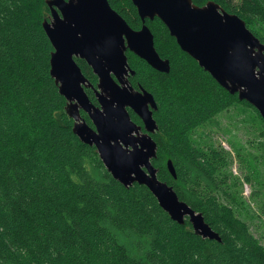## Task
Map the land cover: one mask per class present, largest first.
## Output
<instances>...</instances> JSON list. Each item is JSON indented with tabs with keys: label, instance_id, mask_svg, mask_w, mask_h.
<instances>
[{
	"label": "trees",
	"instance_id": "1",
	"mask_svg": "<svg viewBox=\"0 0 264 264\" xmlns=\"http://www.w3.org/2000/svg\"><path fill=\"white\" fill-rule=\"evenodd\" d=\"M207 1L241 17L264 44V0H192ZM108 2L132 28L141 26L131 0ZM48 14L45 0H0V264H264V244L231 194L227 152L193 141L197 128L235 102L253 108L264 123L257 109L181 50L159 18L145 19L170 64L160 72L126 52L132 84L151 92L157 105L152 163L221 241L202 238L187 218L173 221L145 185L115 180L95 146L73 133L49 72L53 48L42 26ZM76 62L95 83L89 66ZM86 93L93 99L90 89ZM131 118L141 123L134 113Z\"/></svg>",
	"mask_w": 264,
	"mask_h": 264
},
{
	"label": "water",
	"instance_id": "2",
	"mask_svg": "<svg viewBox=\"0 0 264 264\" xmlns=\"http://www.w3.org/2000/svg\"><path fill=\"white\" fill-rule=\"evenodd\" d=\"M142 24L132 28L108 0H45L49 8L43 29L51 43L50 76L65 98V112L73 119L72 131L81 142L95 146L106 170L125 187L145 185L159 206L179 224L187 218L195 234L221 238L195 211L179 199L173 187L157 176L152 159L157 144L151 92L135 89L127 76L134 74L127 59L131 51L153 69L168 72L169 59L162 58L145 19L157 17L175 38L181 50L230 94H237L257 109L264 119V44L247 28L245 21L214 1L196 5L192 0H131ZM74 57L91 67L98 77L99 107L84 91L91 86ZM87 112L94 129L80 118ZM130 108L142 121L130 117ZM168 171L176 177L170 159Z\"/></svg>",
	"mask_w": 264,
	"mask_h": 264
},
{
	"label": "rangeland",
	"instance_id": "3",
	"mask_svg": "<svg viewBox=\"0 0 264 264\" xmlns=\"http://www.w3.org/2000/svg\"><path fill=\"white\" fill-rule=\"evenodd\" d=\"M193 141L200 148L212 145L227 152L231 194L244 206L240 217L245 219L247 214L251 217L250 230L264 244V221L260 218L264 206V156L261 151L264 149V123L259 115L253 108L235 102L197 128ZM234 211L237 212L235 207Z\"/></svg>",
	"mask_w": 264,
	"mask_h": 264
},
{
	"label": "flooded vegetation",
	"instance_id": "4",
	"mask_svg": "<svg viewBox=\"0 0 264 264\" xmlns=\"http://www.w3.org/2000/svg\"><path fill=\"white\" fill-rule=\"evenodd\" d=\"M76 58H79V57H74V59H75V61H76ZM163 58V57H162ZM79 59H81V58H79ZM83 60V59H82ZM84 62H85V60H83ZM86 63V62H85ZM86 65H88L87 63H86ZM89 66V65H88ZM81 68V67H80ZM89 68H90V70H91V72L93 73V71H92V69H91V67L89 66ZM82 70V69H81ZM83 72V71H82ZM84 74V73H83ZM94 74V73H93ZM85 75V74H84ZM95 75V74H94ZM86 76V75H85ZM96 76V75H95ZM87 77V76H86ZM97 77V76H96ZM133 77H134V74H129L128 76H127V78H128V81H129V83L135 88V89H139V87L140 86H135V85H133L132 84V80H133ZM88 78V77H87ZM88 81H89V83L91 84V86H84V91H85V93H86V90L87 89H90L91 91H92V93H93V99H90L89 98V96H88V94L86 93V95L88 96V98H89V100H90V102L93 104V105H95V106H97V107H99V103H98V100H97V95H96V91H98L99 90V88H98V77H97V80H96V82L95 83H91L90 82V80H89V78H88ZM128 112H129V114H130V117H131V113H134L130 108H128ZM153 113H154V111H153ZM79 114H80V118L81 119H83L90 127H92L93 129L95 128L94 127V125H93V123H92V121L90 120V118H89V116H88V114H87V112L86 111H84L82 108H79ZM135 114V113H134ZM137 116V115H136ZM139 118V117H138ZM132 119V118H131ZM140 119V118H139ZM134 121V120H133ZM141 121V120H140ZM137 123V122H136ZM137 124H139V125H142V121H141V123H137Z\"/></svg>",
	"mask_w": 264,
	"mask_h": 264
}]
</instances>
